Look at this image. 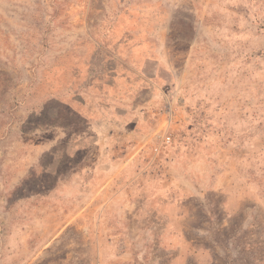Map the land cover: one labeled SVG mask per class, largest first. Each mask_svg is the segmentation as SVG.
<instances>
[{"label":"rangeland","instance_id":"1","mask_svg":"<svg viewBox=\"0 0 264 264\" xmlns=\"http://www.w3.org/2000/svg\"><path fill=\"white\" fill-rule=\"evenodd\" d=\"M0 264H264V0H0Z\"/></svg>","mask_w":264,"mask_h":264},{"label":"crops","instance_id":"2","mask_svg":"<svg viewBox=\"0 0 264 264\" xmlns=\"http://www.w3.org/2000/svg\"><path fill=\"white\" fill-rule=\"evenodd\" d=\"M153 37L152 35H147L144 39L142 40H152ZM136 50L140 52V54L143 56L141 61L138 63V64H135L134 62L132 61H123L126 65V70L130 73V77L129 79L133 80V81H137V78H136V75L139 74V73H143L145 72V67H148V66H151L153 68V66H155L157 68V64L156 62L152 59V56H153V50H151L149 52V50L147 49L146 45H141L139 47V44H137L136 46ZM136 54L138 52H135ZM150 53V54H149ZM156 50H155V54H156ZM151 56V57H149Z\"/></svg>","mask_w":264,"mask_h":264},{"label":"built area","instance_id":"3","mask_svg":"<svg viewBox=\"0 0 264 264\" xmlns=\"http://www.w3.org/2000/svg\"><path fill=\"white\" fill-rule=\"evenodd\" d=\"M169 141V138H167V142Z\"/></svg>","mask_w":264,"mask_h":264}]
</instances>
